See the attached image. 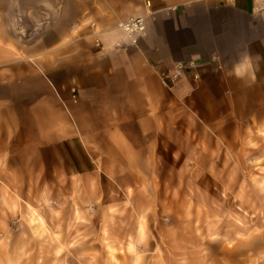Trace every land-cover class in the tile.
I'll return each mask as SVG.
<instances>
[{
  "label": "crops",
  "instance_id": "1",
  "mask_svg": "<svg viewBox=\"0 0 264 264\" xmlns=\"http://www.w3.org/2000/svg\"><path fill=\"white\" fill-rule=\"evenodd\" d=\"M139 15L135 44L118 24ZM258 106L264 0H0V178L19 187L137 191L178 122Z\"/></svg>",
  "mask_w": 264,
  "mask_h": 264
},
{
  "label": "rangeland",
  "instance_id": "2",
  "mask_svg": "<svg viewBox=\"0 0 264 264\" xmlns=\"http://www.w3.org/2000/svg\"><path fill=\"white\" fill-rule=\"evenodd\" d=\"M158 163L137 191L0 178V264H264V106L178 122Z\"/></svg>",
  "mask_w": 264,
  "mask_h": 264
},
{
  "label": "built area",
  "instance_id": "3",
  "mask_svg": "<svg viewBox=\"0 0 264 264\" xmlns=\"http://www.w3.org/2000/svg\"><path fill=\"white\" fill-rule=\"evenodd\" d=\"M150 5V3H147ZM118 27L125 32L131 39L133 43H137L138 39L146 32L147 23L146 16L139 15L130 17L126 20L119 22ZM184 66L182 64H178L172 72H167L162 75L165 83H173L179 77L183 75Z\"/></svg>",
  "mask_w": 264,
  "mask_h": 264
},
{
  "label": "bare ground",
  "instance_id": "4",
  "mask_svg": "<svg viewBox=\"0 0 264 264\" xmlns=\"http://www.w3.org/2000/svg\"><path fill=\"white\" fill-rule=\"evenodd\" d=\"M40 220L42 221V219L40 218Z\"/></svg>",
  "mask_w": 264,
  "mask_h": 264
}]
</instances>
